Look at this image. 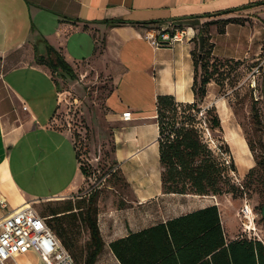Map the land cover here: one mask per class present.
I'll return each mask as SVG.
<instances>
[{"label":"crops","instance_id":"obj_1","mask_svg":"<svg viewBox=\"0 0 264 264\" xmlns=\"http://www.w3.org/2000/svg\"><path fill=\"white\" fill-rule=\"evenodd\" d=\"M229 18L240 21L229 22L223 33L211 26L213 56L257 62L264 55V0H0V197L6 201L5 207L0 205V219L38 197L16 178L25 173L29 155L17 149L28 138L27 148L33 150L31 136L37 131L47 135L58 152L52 161L46 153L37 158L48 163L46 172L50 170L48 175L53 174L57 185L40 199L56 200L83 185L74 140L53 125L62 103L64 78L60 80L37 61L48 44L71 65L77 78L93 74L95 79L103 76L111 82L105 105L114 122L113 161L130 192L117 207L113 195L99 198L97 220L104 249L95 264H121L110 249L112 242L212 205L218 207L226 243L240 239L241 209L237 211L230 200L226 201L231 208L222 209V196L200 203L196 198L210 197L165 193L157 120L159 96L195 102V40L206 22ZM118 19L136 24L104 23ZM177 28L187 30L188 35L171 46L155 48L148 38L163 31L173 34ZM200 107L216 109L221 123L218 131L235 162V151L249 153L240 122L215 82L207 85ZM127 111L132 113L130 120L122 117ZM14 156L19 161L17 172ZM51 166L55 171L67 168V179L56 177ZM154 202L161 203L159 211H153ZM17 261L44 264L32 251Z\"/></svg>","mask_w":264,"mask_h":264},{"label":"trees","instance_id":"obj_2","mask_svg":"<svg viewBox=\"0 0 264 264\" xmlns=\"http://www.w3.org/2000/svg\"><path fill=\"white\" fill-rule=\"evenodd\" d=\"M233 12L235 11L229 13ZM204 17L211 18L216 15ZM239 21L238 18H229L209 21L202 25L192 50L195 68L192 89L196 97L195 102L179 103L172 96H159L157 99L159 152L165 193H190L186 192L185 185L177 191L165 190V182L178 179L190 183L193 195L205 196L211 192L214 197L220 195L224 187H228L233 195L243 194L245 185H238L232 176L236 172V165L234 160H230L228 146L226 145V148L220 145L221 147L217 146L215 150L209 143L208 134H211V129L221 128L216 109L200 107L207 94V85L215 82L220 86L219 78L225 75L230 67L245 62L222 60L213 56L210 43L211 26L216 25L218 32L223 33L229 22ZM104 23L111 26L136 24L122 19ZM218 26L221 28L218 29ZM200 37L203 38L202 49ZM45 50L44 55L38 56V63L46 65L56 76L77 79L71 65L57 50L48 44H45ZM251 64L253 68L257 62ZM262 85L264 95V78ZM212 111H215V115H211L212 127H209L206 123V114L210 115ZM166 112L171 113L176 119L180 118L169 129L164 122ZM75 151L79 161L76 144ZM80 169L84 176L81 163ZM96 199L97 194H91L83 207L69 202L60 209H49L48 216H43L56 237L63 241L62 245L71 253L73 244L70 243V238L65 236L58 221L62 224L65 217L74 214L75 210L82 212V220L87 225L91 238V249L84 264H95L104 249L97 220ZM261 212L264 214V204ZM55 218H58L55 220L56 224L52 225L51 222ZM110 249L121 264H264V243L261 240L249 238L243 233L240 239L226 243L217 205L131 233L126 238L112 242ZM71 255L73 256L72 253ZM73 258L75 260L74 256Z\"/></svg>","mask_w":264,"mask_h":264},{"label":"rangeland","instance_id":"obj_3","mask_svg":"<svg viewBox=\"0 0 264 264\" xmlns=\"http://www.w3.org/2000/svg\"><path fill=\"white\" fill-rule=\"evenodd\" d=\"M220 28L221 26H218V29ZM252 66L253 64L251 63L243 62L240 65L232 66L233 68L230 67V70L228 69V72L219 78L220 96L225 97L234 110L248 142L249 153L247 152L243 155L241 151L234 152L237 160L236 162L234 161L236 172L232 176L238 185H245L243 194L234 193L233 195L231 190H228V187H224L221 194L215 196H222L220 200L222 209L224 206L231 208L227 204V199L230 200L237 211L243 207L245 202H248L257 215L255 223L258 229V237L256 238L260 237L264 241V214L261 212L264 204V95L262 91L263 85H261V81L264 78V70L258 78L260 86L257 87L255 92L250 87L248 80ZM57 76L60 78L59 75ZM61 81L64 92L60 110L55 117L53 125L60 130L68 132L75 141L79 161L85 173L83 185L78 191L56 200L45 201V199H40L45 198L41 196L49 195L50 190L57 185L52 182L55 179L53 174L48 175L50 170L46 172L48 163L37 162V158L39 159L41 153H46L49 154L50 161H52L58 154L51 140L42 131H37L31 136L35 144L33 150L27 148L30 146L29 141H27L28 138H25L17 149L23 150L25 154L29 153V155L26 156L24 162V166H26L24 167L26 168L25 173L22 174V177L17 176L16 178L19 183L26 184L29 190L38 194L37 199L29 204L42 217L48 216L50 213L49 209H60L69 202L83 207L91 194H97L96 203H98L101 196L107 198L111 194L115 197L114 206H120L123 204L121 198L125 197L124 195L129 193L130 189L121 172L115 169L113 161L114 122L109 118L105 105V98L111 89V82L103 76L95 79L93 74L85 79L78 77L77 81L71 79H63ZM211 115H215V111H212L210 115L206 114V123L209 127H212ZM178 118L176 119L171 113L168 114L166 112L164 122L167 124L168 129L176 120L180 119ZM208 139L211 147L215 150L220 145L227 148L221 132L217 129H211ZM227 149L229 150V148ZM229 154L230 160L233 161L230 150ZM18 163L19 161L14 156L13 169L15 172H17ZM51 170L56 177L63 175L64 178H61L63 182L67 179L65 178L68 175L66 172L67 168H58L55 171L51 166ZM78 181L80 185L81 181ZM63 182L61 185H63ZM183 185H185L186 192L193 194L191 193L190 183L178 179L165 182V190L177 191ZM205 196L210 198L201 197L196 199L200 203L208 201V199L215 201L211 192ZM160 206V202H154L153 211H159L161 209L159 208ZM81 214L82 212L75 210L74 214L65 217L62 224L58 221L65 232V236L70 238V243L73 244V249L70 251L75 257L77 264H84V260L91 249L89 229L82 220ZM56 219L58 218L52 220V225L56 224ZM240 223L242 230V222Z\"/></svg>","mask_w":264,"mask_h":264},{"label":"built area","instance_id":"obj_4","mask_svg":"<svg viewBox=\"0 0 264 264\" xmlns=\"http://www.w3.org/2000/svg\"><path fill=\"white\" fill-rule=\"evenodd\" d=\"M188 35L187 30L177 28L173 34L167 31L158 35L149 34L148 38L155 48L171 46L183 41ZM264 57L257 61L248 77L250 87L256 92L259 76L264 70ZM124 120H130L132 113L127 111L122 115ZM0 205L6 206V201L0 197ZM243 233L248 237H258L256 213L245 202L240 210ZM38 254L44 264H77L71 253L62 245L46 222V218L29 204L12 211L7 217L0 219V264H19L17 258L28 252Z\"/></svg>","mask_w":264,"mask_h":264},{"label":"water","instance_id":"obj_5","mask_svg":"<svg viewBox=\"0 0 264 264\" xmlns=\"http://www.w3.org/2000/svg\"><path fill=\"white\" fill-rule=\"evenodd\" d=\"M199 41H200V49H202V48H203V38L200 37V38H199Z\"/></svg>","mask_w":264,"mask_h":264}]
</instances>
